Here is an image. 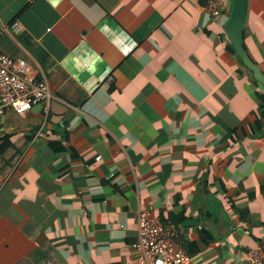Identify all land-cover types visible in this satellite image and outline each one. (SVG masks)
Instances as JSON below:
<instances>
[{
	"label": "crops",
	"instance_id": "crops-1",
	"mask_svg": "<svg viewBox=\"0 0 264 264\" xmlns=\"http://www.w3.org/2000/svg\"><path fill=\"white\" fill-rule=\"evenodd\" d=\"M209 1L0 0V52L50 87L47 113H0V139L27 137L0 176V264L135 260L144 209L189 264H250L264 242V83L223 28L233 0L217 16ZM243 37L264 74V0H247Z\"/></svg>",
	"mask_w": 264,
	"mask_h": 264
},
{
	"label": "built area",
	"instance_id": "built-area-1",
	"mask_svg": "<svg viewBox=\"0 0 264 264\" xmlns=\"http://www.w3.org/2000/svg\"><path fill=\"white\" fill-rule=\"evenodd\" d=\"M205 8L209 15H219L220 0L209 1ZM49 101L46 78H37L31 65L0 52V113L11 110L21 115L38 103H42V112L47 113ZM2 183L0 180V186ZM136 226L137 238L131 245L135 260L121 264H189L190 256L176 240L172 227L163 225L149 210L138 212ZM247 258L250 264H264V242L249 249Z\"/></svg>",
	"mask_w": 264,
	"mask_h": 264
},
{
	"label": "water",
	"instance_id": "water-1",
	"mask_svg": "<svg viewBox=\"0 0 264 264\" xmlns=\"http://www.w3.org/2000/svg\"><path fill=\"white\" fill-rule=\"evenodd\" d=\"M247 0H233L232 10L228 22L223 26L228 32L236 54L240 57L253 74L255 80L264 83V74L260 67L248 55L244 48L243 23L246 14ZM205 232V230H202Z\"/></svg>",
	"mask_w": 264,
	"mask_h": 264
},
{
	"label": "trees",
	"instance_id": "trees-1",
	"mask_svg": "<svg viewBox=\"0 0 264 264\" xmlns=\"http://www.w3.org/2000/svg\"><path fill=\"white\" fill-rule=\"evenodd\" d=\"M245 32V31H244ZM234 51V48L231 47ZM245 48V47H244ZM260 106L258 112L264 116V93L259 95ZM27 137H19L15 141H11L9 139L8 134H4L0 139V176L6 177L10 172V168L14 166L17 160L20 158L23 150V141ZM61 147V146H60ZM72 151V149H69ZM11 175H8V179H10Z\"/></svg>",
	"mask_w": 264,
	"mask_h": 264
}]
</instances>
